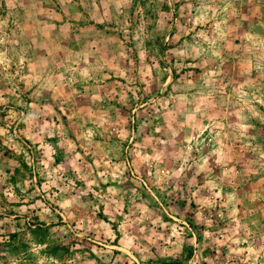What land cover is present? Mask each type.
Returning <instances> with one entry per match:
<instances>
[{
  "label": "rangeland",
  "instance_id": "1",
  "mask_svg": "<svg viewBox=\"0 0 264 264\" xmlns=\"http://www.w3.org/2000/svg\"><path fill=\"white\" fill-rule=\"evenodd\" d=\"M264 264V0H0V264Z\"/></svg>",
  "mask_w": 264,
  "mask_h": 264
},
{
  "label": "trees",
  "instance_id": "2",
  "mask_svg": "<svg viewBox=\"0 0 264 264\" xmlns=\"http://www.w3.org/2000/svg\"><path fill=\"white\" fill-rule=\"evenodd\" d=\"M154 264H179V263L176 261H161Z\"/></svg>",
  "mask_w": 264,
  "mask_h": 264
}]
</instances>
